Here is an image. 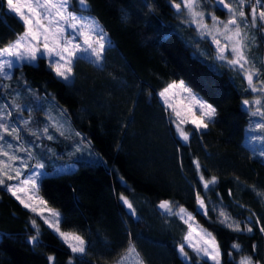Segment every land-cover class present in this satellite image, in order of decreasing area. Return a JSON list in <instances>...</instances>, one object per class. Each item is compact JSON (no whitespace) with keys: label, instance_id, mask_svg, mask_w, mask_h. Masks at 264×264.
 Wrapping results in <instances>:
<instances>
[{"label":"trees","instance_id":"trees-1","mask_svg":"<svg viewBox=\"0 0 264 264\" xmlns=\"http://www.w3.org/2000/svg\"><path fill=\"white\" fill-rule=\"evenodd\" d=\"M212 1L204 0V10L211 11ZM86 4L82 9L78 0H71L70 10L94 18L107 35L110 45L101 66L76 59L71 82H64L40 58L35 65L16 67L11 77L21 75V82L5 90L14 100L17 91L28 87L51 99L102 158V164L81 162L72 173L46 176L38 188L46 204L61 213L60 229L82 236L86 252L73 254L39 216L0 186V264H69L70 259L71 264H114L129 242L144 264H187L178 251L187 227L158 209L165 200L183 206L215 236L222 264H236L243 255L264 264V233L255 223L264 225V199L257 195L264 192V160L245 144L251 117L242 101L251 95L229 70L192 56L194 47L184 43L186 31L179 30L184 39L173 32L178 27L172 0ZM213 12L223 17L216 6ZM23 31L21 21L0 0V48ZM256 51L264 62V40H258ZM181 80L217 109L205 131L187 128V143L175 135L171 115L158 98L168 84ZM194 161L206 179L216 177L212 190L203 188ZM197 193L208 204L207 215L197 209ZM121 195L135 215L126 214ZM220 210L241 227L251 224L253 231L230 230L220 222ZM33 236L38 237L35 244L30 242ZM234 242L240 251L232 248ZM185 251L197 264L193 253Z\"/></svg>","mask_w":264,"mask_h":264},{"label":"snow or ice","instance_id":"snow-or-ice-1","mask_svg":"<svg viewBox=\"0 0 264 264\" xmlns=\"http://www.w3.org/2000/svg\"><path fill=\"white\" fill-rule=\"evenodd\" d=\"M203 0H172V7L177 13L186 12V23L194 24L196 30L202 37H210L212 43L216 47V59L224 61L225 64L232 70H236L242 78L247 82L246 91L250 90L253 93H264V68L257 67L250 60L248 51L250 48L249 42H255L256 37L250 35V29H257L264 33V0H217V3L227 10V20H221L216 15L211 14V24L205 20V12L200 10ZM81 8H86V0H78ZM7 8L22 22L24 31L17 35L16 39L9 43L6 47L0 48V86L8 88V84H2L3 79H9L15 69L21 62H35L38 59L46 56L49 58V67L55 75L64 81H69L73 76V66L75 60L82 58L79 54H87L92 59V63L96 65L102 64L103 53L106 50L108 42L105 39V33L100 28L98 23L83 16H77L70 11L71 0H6ZM248 8L250 11H245ZM71 29V32L67 30ZM79 41V42H78ZM228 53V55H226ZM173 97L179 93H186L187 99L191 102L183 106L182 111L177 105L169 102V93ZM159 95L164 99L167 108H170L179 123L176 124L177 132L180 138L187 142L190 132L186 131L181 125L192 124L197 132L201 129H207L209 123L217 116V109L210 103L198 98L192 90L185 84L183 80L179 83L173 81L168 84ZM242 103L246 106L253 103L249 100H244ZM255 104L261 105L260 100H255ZM17 112L20 106L14 105ZM199 114L197 115L196 111ZM12 110L8 104L0 105V186L6 187L7 191L15 196L20 203L29 208L32 212L37 213L44 219V223L56 231L60 238L69 247L73 254L83 255L86 252V241L82 236L61 231L60 214L59 212L48 208L47 212L52 219L46 218L43 212L37 211V207L28 201L33 200L34 192L37 188V177L39 174L28 175L24 179H20L22 169L30 168L27 161L17 153H26L31 159L34 156L31 146H26L23 143L21 131L27 127L29 121H22L20 126L12 122ZM61 118L65 112H61ZM253 116H259L261 123L255 125V129L264 134V110L257 107ZM51 119V127L59 132L61 136L66 135L63 119ZM29 134L40 139L41 135L46 136L48 140L55 139V136L49 132V128L45 127L39 132L29 131ZM80 136L79 132L75 133ZM6 137H11L17 143L6 140ZM256 139V137H254ZM264 139V135L259 137ZM6 145V147H5ZM79 150V148L77 149ZM264 156V153H261ZM6 158V159H4ZM16 162H19L20 167H15ZM196 164L197 172L200 173V165ZM35 168H43V164L37 163ZM200 181L205 190H212L216 184V177L206 179L200 173ZM17 180L16 185L7 184L6 181ZM33 192V195L28 196V201L22 199L17 193ZM231 194V193H230ZM264 199V192L257 193ZM123 203L132 209V204L124 195L120 196ZM196 201L204 215L208 214V204L205 199L199 194H196ZM40 205H46L42 199L39 200ZM158 207L164 210L167 214L178 216L185 224L188 225V232L184 236V244L178 248L180 256L187 264H192V257L185 251V246L191 249L196 257L197 264L203 261L207 264L211 261L212 264H222V252L220 246L213 234L199 227H194V216L188 213L183 206H179L178 210H174L171 202L161 201ZM215 210V209H213ZM135 215V212L131 213ZM218 215L222 218L220 222L235 232L253 231V226L245 223L241 227V223L230 217L226 211L220 210ZM256 225H260L259 230L264 233V225L260 220L255 221ZM32 224L37 227L36 221ZM38 237L33 236L31 243H37ZM232 248L236 251L241 250L239 243H233ZM256 246L253 245L255 251ZM229 256L232 252L228 253ZM49 261H53V257H48ZM69 264H71V259ZM114 264H144L140 253L135 246L129 242V245L119 255ZM236 264H259L254 261L251 255H243Z\"/></svg>","mask_w":264,"mask_h":264},{"label":"rangeland","instance_id":"rangeland-1","mask_svg":"<svg viewBox=\"0 0 264 264\" xmlns=\"http://www.w3.org/2000/svg\"><path fill=\"white\" fill-rule=\"evenodd\" d=\"M251 2L254 3L255 0H251ZM5 3H6V0H5ZM214 3L215 2L212 1V4H210L209 8L211 9V11L204 10V12L206 14L205 15V20L209 24H211V14L215 15V13L213 12V6H216V5ZM6 8H7V4H6ZM202 8L203 7H202V4H201V9L200 10H202ZM7 10L9 11L8 8H7ZM245 11L246 12L250 11V9L246 8ZM10 13H12V12H10ZM12 14L15 17H17L15 15V13H12ZM75 14L77 16H83L85 18H91V19L95 20L94 18H92V17H90L88 15H83L81 13H75ZM174 18L177 20V24L176 25H177L178 29L177 28H175V29L173 28V32L175 34H177L181 39H184L185 37L183 35H181L179 30L180 31H186V34L189 36L188 41H187L188 44L186 43L185 40H184V43L187 46L189 45L192 48L194 47V50L191 48L192 49L191 50L192 56H194V57H197L196 55L200 56V57H197V58L200 59V60H203L207 64L211 65L213 68L229 70L231 72V75H232V77L234 78L235 81L236 80L238 81V79H239V82L241 83V86L243 87L244 92L245 93H249L251 95V98L247 99L249 101H252L253 103L248 105L249 106V113H250L251 121H250V124L248 125V127L246 128L245 144L254 152V155L259 156L260 158H262L264 160V156L261 155V153H264V139H259V137H261L264 134L260 133L258 130L255 129V125L258 124V123H261L262 121H261V118L259 116H253L252 115V112H254L257 107H261L262 110H264V93H253L250 90L246 91L247 82L242 78V76L236 70H232L230 67H228L225 64L224 61L217 60L215 58L216 54H213L207 48L208 43L212 42L211 38L207 37V36L202 37L200 35V33L196 30V26L194 24H189V23L185 22L187 20L186 12H181V13L178 14L177 11H176V13H174ZM227 18H228V13L226 12L224 14V17L223 18H219V19L227 20ZM100 28H101V26H100ZM67 31L71 32V29H68ZM249 32H250V35H253V36L256 37L255 42H252V41L249 42V44H250V48H249V51H248L249 58H250V60L253 61V63L256 64L257 67H262L263 68L264 67L263 59L258 57L256 50H257L258 40L259 39L260 40H264V33L260 32L257 29H250ZM105 39L108 42L106 47H108L110 45V41H109V39H108L106 34H105ZM79 55L82 58H78V59H84V60L90 62L91 64H93L95 66H98V65H96V64L91 62L92 59H94V58H90L87 54H79ZM227 55H228V53H227ZM42 58H44L46 60V63L48 65V67H49V58L46 57V56H44ZM22 64L35 65L36 61L35 62L24 61V62H21L17 67H19ZM99 66H101V65H99ZM49 68L52 71L51 67H49ZM14 70L15 69H13L12 74L14 73ZM52 73L54 74L55 77H57L53 71H52ZM57 78L62 80L59 77H57ZM21 79H22L21 75H19L17 78L10 77L9 79H4L3 80L4 83H2V84H8L9 87L6 88V89H9L12 84L20 83ZM71 80H72V77L67 82H71ZM62 81H64V80H62ZM64 82H66V81H64ZM177 83H179V81ZM6 89L3 88L2 86H0V105H4V104H8L9 105V108L12 110V113H13L12 117L10 118V120L12 122H15L17 126H20L22 121H29L27 127L23 128V130L21 131V136L23 137V143L26 146H31L32 151L34 153V156L31 159H29L27 157L26 153H23V152L17 153L22 158H24L27 161V163L31 166L30 168L22 169V175H21L20 179H24L28 175H32L34 173L35 174H39L38 177H37V188L35 189L33 200L28 201V196L29 195H33L32 191H29L28 193L19 192V193H17V195H19L22 199H24V200L28 201L29 203L33 204L34 206H36L37 207V211L38 212L42 211L44 217L52 219L49 216V213L47 212V209L51 208V207H49L47 204L46 205H40L39 204V200L42 199V197L38 193V188H39L41 180L44 177H46V176H58V175H61V174L72 173L73 171H75L77 169L78 164L81 163V162H85V163L86 162L87 163L91 162V163H100V164H102L103 160H102V158L100 156H98L92 150L91 144L89 143V141L87 140V138L85 136H82L83 134H81L80 136H76L75 135L76 131L70 125L66 115H64V117L61 118L60 114H61L62 111H64V109H62L61 107H59L57 105H54V103H53V101L51 99L45 100V99L40 98V96L38 95V93L36 91H34L30 87H28V90H26L25 92H20L19 93L17 91V96L16 97L18 99L16 98L14 100L10 96L6 95V93H5ZM193 93L198 98L204 100L203 98H201L200 95L196 94L195 92H193ZM168 96H169V102L174 104V105H177L178 108L182 111V114H183V106L187 105V104H189L191 102L189 99L186 98L187 97L186 93H179L178 95L173 97V94L170 92L168 94ZM158 98H159V101L164 106V108L166 110H168V112L171 115L172 126H173V130L175 132V135L177 136V138L181 142L187 143V142L183 141L180 138V136H179V134L177 132L176 124L179 123V121L176 119V117L172 113L171 109L167 108V106L164 103V99L160 95H158ZM255 100H260L261 101V105L255 104L254 103ZM14 105H19L21 110L19 112H17L15 107H14ZM195 111H196V113L198 115L199 114L198 110H195ZM50 118H55L57 120L63 119L66 135L61 136L59 134V132L55 131V129H53L51 127V119ZM181 126L186 131H188V129H187L188 127H190L191 129L195 130V128H194V126L192 124H184V125H181ZM45 127L49 128V132L55 136V139L48 140L46 138V136H43V135H41L40 139H37L35 136H32V135L29 134L30 130L39 132L40 130H42ZM205 130L206 129H201L199 132L205 131ZM254 137H256V139H254ZM6 140L11 142V143H13L14 145L17 143L11 137H6ZM5 147H6V145H5ZM78 148H79V150H77ZM4 159H6V158H4ZM37 163L43 164V168H35L34 166ZM15 167H20L19 162H16ZM6 183L7 184H11V185H16L18 183V181L17 180H11V181H6ZM13 197L20 203V201L15 196H13ZM173 208H174V210H178V207H173ZM25 209L30 210L29 208H25ZM51 209H53V208H51ZM197 209H198V211L203 213V210H201L199 208V206L197 207ZM53 210L59 212L56 209H53ZM35 214L37 215V213H35ZM59 214H60V220H61V218H62L61 213L59 212ZM168 215H170V214H168ZM37 216H39V215H37ZM174 216H176V215H174ZM176 217L179 220H181L178 216H176ZM39 218H41V216H39ZM42 221L44 223V219H42ZM193 223H194V227L201 228L195 222V220H194ZM45 225L57 237L58 240H60L64 245L67 246V244L64 243V241L60 238L59 234L56 231H54L53 228H50L47 224H45ZM185 225L187 227V232H188V225L187 224H185ZM64 232H66V231H64ZM71 233H73V232H71ZM185 248H187V246H185ZM187 249H189V248H187ZM189 250L191 251V249H189ZM181 259L183 260L182 257H181ZM209 262L212 264L211 261H209Z\"/></svg>","mask_w":264,"mask_h":264},{"label":"flooded vegetation","instance_id":"flooded-vegetation-1","mask_svg":"<svg viewBox=\"0 0 264 264\" xmlns=\"http://www.w3.org/2000/svg\"><path fill=\"white\" fill-rule=\"evenodd\" d=\"M214 2H215V0H214ZM202 4H203V6H202V7H203V8H202V11H204V0H203ZM215 4H216V3H215ZM216 7H217L218 10H220V11L223 13V17H224V14L227 12V10H226V11L221 10L217 5H216ZM172 8H173V7H172ZM173 10H174V13H176V9L173 8ZM223 17H222V18H223ZM218 18H220V17H218ZM175 20H176V19H175ZM176 24H177V22H176ZM176 26H177V25H176ZM211 44H212V42H209L207 48L210 50V52H212L213 54H216V47L212 46ZM226 55H227V53H226Z\"/></svg>","mask_w":264,"mask_h":264},{"label":"water","instance_id":"water-1","mask_svg":"<svg viewBox=\"0 0 264 264\" xmlns=\"http://www.w3.org/2000/svg\"><path fill=\"white\" fill-rule=\"evenodd\" d=\"M215 3H216V5H217L221 10L226 11V9H223V7L220 6V5L217 3V0H215ZM211 45L215 47V45H214L213 43H212ZM243 109H244V110H247V109H248V106H246V105L243 104ZM158 209H159V210H162V209H160L159 207H158ZM125 211H126V214H127V215H129V216L132 215V214H131V213H132V210L129 209L127 206L125 207Z\"/></svg>","mask_w":264,"mask_h":264},{"label":"crops","instance_id":"crops-1","mask_svg":"<svg viewBox=\"0 0 264 264\" xmlns=\"http://www.w3.org/2000/svg\"><path fill=\"white\" fill-rule=\"evenodd\" d=\"M41 219V218H40ZM42 220V219H41Z\"/></svg>","mask_w":264,"mask_h":264}]
</instances>
